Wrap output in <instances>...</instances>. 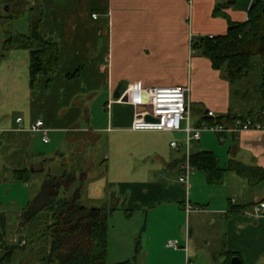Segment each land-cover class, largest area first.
I'll use <instances>...</instances> for the list:
<instances>
[{"label":"crops","instance_id":"crops-1","mask_svg":"<svg viewBox=\"0 0 264 264\" xmlns=\"http://www.w3.org/2000/svg\"><path fill=\"white\" fill-rule=\"evenodd\" d=\"M188 1L0 0V19L12 16L17 6L40 5L43 37L59 46L58 71L44 76L37 90L30 87L28 50L0 55V255L27 253L29 236L19 221L23 208L47 173L60 175L78 163L87 171L102 167V175L86 184L83 199L109 210L117 204L110 216L118 215L120 231L113 229L117 250L112 255L109 226L108 264L110 259L112 264H231L229 253L243 264H264V208L255 212L264 203V179L251 185L227 171L222 183L210 184L205 172L195 169L187 189L179 181L188 153L185 132L134 130L136 108L118 101L119 94L138 83L186 86L191 64L192 86L200 84L202 69L208 67L215 85L232 101L231 106L208 108L197 92L193 98L192 90L190 109L195 102L201 112L194 127L206 125L209 111L215 117L258 111L247 106L244 112L236 104L241 93L233 92L239 86L191 46L194 38L226 34L229 20H213L215 31L205 28L200 15L190 22ZM207 1L213 16L217 7L228 6L231 15L224 11L231 20L244 23L255 0ZM4 33L1 29L0 52ZM39 119L49 130L47 143L41 131L29 130ZM218 127L224 130L203 131L191 143L190 154L213 151L222 168L231 160L264 168V131ZM104 139L108 151L102 159L97 149ZM25 169L33 181L42 176L37 188L33 181H14L13 172ZM168 240H177L180 248L167 247Z\"/></svg>","mask_w":264,"mask_h":264},{"label":"trees","instance_id":"trees-1","mask_svg":"<svg viewBox=\"0 0 264 264\" xmlns=\"http://www.w3.org/2000/svg\"><path fill=\"white\" fill-rule=\"evenodd\" d=\"M224 7H217L214 15L229 20L227 33L214 38H194L191 46L209 58L213 68L224 74L234 85L244 82L254 65L260 62V88L264 95V0L253 2L248 11L249 19L244 23L233 22ZM26 11L29 12V32L22 34L8 30L13 19L23 17ZM42 19L43 10L40 5L31 6L28 10L17 6L12 16L0 19L7 35L4 51L25 49L30 53L32 90L40 88L42 78L53 77L59 68V46L44 39ZM233 92L234 95H239L241 90L236 86ZM238 117H251L264 122V104L249 115L227 114L209 116L206 119L211 121L210 126H232ZM190 161L195 169L205 172L210 184L222 183L227 171L236 172L248 179L251 185H257L264 179L262 167L247 166L231 160L226 168H222L213 151L192 153ZM13 179L29 184L33 181V174L29 169L14 171ZM89 180V171L78 163L60 175L47 173L38 193L19 216L20 225L29 236V250L23 254L3 253L0 255V264H108L109 217L117 204L111 210L106 205H86L83 202V192ZM229 255L233 258L236 254Z\"/></svg>","mask_w":264,"mask_h":264},{"label":"built area","instance_id":"built-area-1","mask_svg":"<svg viewBox=\"0 0 264 264\" xmlns=\"http://www.w3.org/2000/svg\"><path fill=\"white\" fill-rule=\"evenodd\" d=\"M190 2L193 0H189ZM96 18L97 14H93ZM249 19V18H248ZM214 38L213 35L209 36ZM188 88L185 86H145L142 83L129 85L118 98L120 103H126L136 108L132 129L134 130H162L183 131L186 134L187 157L179 175V181L189 189L191 176L195 170L190 161V145L194 140H199L203 131H221L218 126L204 125L194 127L191 122V109L187 97ZM109 107L111 105L109 104ZM151 116L153 119H148ZM208 116L215 117L214 112L209 111ZM22 123L23 118H17ZM31 131H41L44 142H49V130L45 128L43 120L39 119L29 128ZM232 131L241 132L247 130L264 131V122L251 117H238L230 128ZM177 147L174 141L171 143ZM264 208V203L255 206L258 213ZM187 212L192 210L191 204L186 205ZM167 247L179 249L177 240H168ZM188 264H194L188 261Z\"/></svg>","mask_w":264,"mask_h":264},{"label":"rangeland","instance_id":"rangeland-1","mask_svg":"<svg viewBox=\"0 0 264 264\" xmlns=\"http://www.w3.org/2000/svg\"><path fill=\"white\" fill-rule=\"evenodd\" d=\"M216 1H225V0H216ZM225 11L227 13H232L230 12V10H228V6L224 7ZM223 8V9H224ZM188 9H189V20L190 22H192L193 18L194 21L196 22L195 18L197 15H200L199 19L202 21V24L205 26V28H209L210 30L215 31L217 29V27H215V23H213V20H218L221 19L224 21L227 20V18H222L220 15H214L213 16V9L211 8V6H209V3L207 0H205L203 3L201 2L200 4L196 3L195 0L193 1H188ZM236 11L239 12V8L236 9ZM242 13V12H239ZM231 15V14H230ZM2 25L0 24V30L3 29ZM29 28H30V23H29V19L27 18V16L24 18H18L15 17L13 19V21L11 22V25L8 27V30L14 31V32H18V33H28L29 32ZM4 30V29H3ZM217 33V32H215ZM6 34V33H4ZM1 44V42H0ZM5 54L6 52H0L1 54ZM193 54H195V51L193 52ZM2 54V55H3ZM199 54V53H198ZM0 60H1V56H0ZM259 62V61H258ZM208 67H205L202 69V72L199 76V79L201 80L200 84H193V86L191 85V76L193 75V68L190 64V71H189V75H190V83H188L185 87L188 88V92L187 95L192 93L193 90V98L196 97L195 93L197 92V96H199L200 99H202L204 102H206L208 104V108L209 107H214L217 104H225V105H230L232 104L231 98L229 96H227L224 93V90H220L218 89L217 85H215V80L213 78V76L210 74V71L207 70ZM261 70L262 67L259 63H256L253 67V69L249 72L248 77H246L247 79L244 82H241L240 84H238L240 90H241V94L239 95V98L236 101V104L241 103L242 107L241 109L246 112V108H248L247 106H251L253 108V110H259L262 105L264 104V95L261 93V88H260V84H261ZM196 81V79H195ZM194 81V82H195ZM228 83V85L231 87L229 81H226ZM198 83V82H197ZM194 88H196L197 90H194ZM244 93H246L247 95H244ZM251 99L253 101H251ZM262 100V101H261ZM249 101V102H248ZM259 101H261V103H259ZM251 102V103H250ZM201 112L199 111L198 108V104H196L195 102L192 103V110H191V122L194 126V122H195V117L198 116ZM204 123L206 125L210 126L211 121L210 120H205ZM203 127V126H202ZM201 128V127H200ZM98 152H100V157L103 159V157L105 156L106 152L108 151V142L106 141V139H104L102 141V143L100 144V147L97 149ZM90 173V178L93 177H100L101 175H99L100 172H102V167L98 166V167H93L91 170H88ZM58 173V172H56ZM39 178L42 179V176H40V174H38V176L35 178V180L33 181L34 187H38L39 184L38 180H40ZM42 181V180H40ZM83 202L86 205H91L90 203H88L87 201H85V199L83 200ZM115 215V217L110 216L109 217V226L112 230V240H111V250H112V255H113V251L116 249L117 250V241H115V237L116 235H114V233H116V231H120V228H118L119 224H120V219H117ZM117 227L118 230L113 231V229ZM119 247V245H118ZM113 257V256H112ZM110 264H112L111 259L109 261Z\"/></svg>","mask_w":264,"mask_h":264},{"label":"water","instance_id":"water-1","mask_svg":"<svg viewBox=\"0 0 264 264\" xmlns=\"http://www.w3.org/2000/svg\"><path fill=\"white\" fill-rule=\"evenodd\" d=\"M118 97H120V94L118 95ZM147 118L148 119H153L151 116H148ZM231 264H243V262H242L240 257L235 256V257L232 258Z\"/></svg>","mask_w":264,"mask_h":264}]
</instances>
